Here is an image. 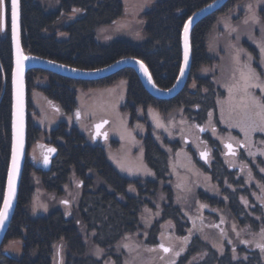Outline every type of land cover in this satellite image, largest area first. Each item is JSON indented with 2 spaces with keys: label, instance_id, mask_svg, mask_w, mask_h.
<instances>
[{
  "label": "trees",
  "instance_id": "16d2710c",
  "mask_svg": "<svg viewBox=\"0 0 264 264\" xmlns=\"http://www.w3.org/2000/svg\"><path fill=\"white\" fill-rule=\"evenodd\" d=\"M212 1L155 0L143 14L144 39L140 44H134L130 40L101 43L97 39L99 29L110 27L122 16L124 6L121 0H20L21 45L26 53L84 70L102 68L122 58H136L147 66L157 87L168 89L179 72L180 34L184 22ZM242 1L229 0L218 12L202 19L193 28L190 34V76L183 90L171 100L161 101L149 96L132 69H123L90 82L72 81L40 70L27 73V96L34 85L65 117L73 116L79 109L77 89L106 88L118 81H125L126 96L122 111L127 114L132 129L138 123L145 125L146 134L140 137L144 161L152 173V179L145 180L142 186L135 185L136 196L129 195L128 187L136 183L122 177L112 167L107 160L105 147L89 144L79 129L70 128L64 122L58 123L48 133V138L58 151L50 170L44 171L39 163L33 165L25 162L16 209L3 243L4 246L10 240L19 241L21 254L16 257L3 252L2 246L0 264H53L57 250L62 251L64 264H103V260H96L87 253L85 240L105 252L113 250L124 236L137 232L140 209L146 203L144 197H155L160 187L166 196L160 221H172L177 234L184 235L188 228L187 220L173 205L172 193L165 186L169 181L170 158L151 132L147 110L154 109L161 115L179 112L181 117L198 128L211 122L219 125L217 100L222 92L213 77H200L197 73L211 63L207 54V37L217 17ZM74 9L79 11L74 12ZM73 13L79 17L63 24ZM57 33L65 34L67 38L58 39ZM11 73L12 49L7 28L5 34L0 36V206L11 142ZM39 133L38 127L30 125L27 115L28 149ZM202 138L212 148L213 157L209 166L201 164L197 158L194 161L201 171L210 175L220 197L199 192L198 198L210 209H225L242 228L263 230L264 156L247 159L242 155L239 161L242 168L230 170L217 154L216 143L208 134ZM162 144L174 149V144L166 140ZM32 176L38 178L46 192L57 197L75 179L81 194L71 214L55 209L32 218L28 210L35 190ZM98 181L100 185H97ZM157 236L158 229L154 225L147 245H154ZM197 256L202 258L195 264H264L262 256L255 249L241 247L232 253L227 248L217 255L198 237L189 242L186 253L175 264H190L192 258ZM114 262L121 264L122 257H114Z\"/></svg>",
  "mask_w": 264,
  "mask_h": 264
},
{
  "label": "rangeland",
  "instance_id": "374dc122",
  "mask_svg": "<svg viewBox=\"0 0 264 264\" xmlns=\"http://www.w3.org/2000/svg\"><path fill=\"white\" fill-rule=\"evenodd\" d=\"M121 1L124 6L122 16L110 27L99 29L97 39L101 43L130 40L134 44H140L144 39L143 14L155 0ZM78 17L79 15L73 13L63 21V24H68ZM4 34L0 31V36ZM57 38L65 39L67 35L57 33ZM262 45L264 0H243L227 13L217 17L216 24L207 37V54L211 63L209 66H203L197 73L200 77H213L222 92V96L217 100L219 125L211 122L203 128H198L181 117L179 112L161 115L154 109L147 110L151 132L170 158L169 181L165 186L172 193L173 205L187 220L188 228L184 235L177 234L176 225L172 221L161 222L166 196L160 187L155 197H144L146 203L140 209L139 228L136 233L124 236L113 250L107 252L85 240L90 256L96 260H103V264H115L116 256L122 257L121 264H175L179 257L186 253L189 242L198 237L217 255H221L227 248L234 253L241 247H250L264 260V253L257 247L258 244H264L262 230L242 228L225 209H210L198 198L199 192L210 196L220 195L210 175L201 171L194 161L197 158L201 164L207 166L211 162L213 150L202 138L205 134L216 143L217 154L230 170L242 168V163H239L242 155L247 159L264 156V130H261L262 121L257 115L261 111L258 104H264V92H261L260 87H250L245 92L244 81L241 78V73L247 72L246 65H250L259 77V80L253 78L251 82L264 85ZM249 56L252 57L251 61L248 60ZM125 96V81H118L106 88L77 89L80 114L77 119L76 113L72 117H65L55 110L32 85L27 96V115L30 125L38 127L40 133L36 136V141L31 143L26 161L33 165L39 163L42 167L43 148L49 145L48 133L60 121L78 127L92 145L94 144L91 137L92 124L107 119L109 140L102 144L107 160L122 177L136 183L127 189L129 195L136 196L135 185L142 186L145 180L152 179V173L145 164L141 141V137L146 134L145 125L138 123L133 129L129 126L128 116L122 111ZM164 140L173 143L174 149L164 146L162 144ZM226 142L237 147L242 144L243 148H239L235 156H226L224 147ZM202 153L206 155L202 156ZM32 178L35 190L28 207L32 218L46 215L55 209L71 214L81 194L75 179H72L70 184L64 187L63 194L57 197L46 192L40 186L38 178L35 176ZM96 183L100 185L99 181ZM154 225L158 229V236L155 244L148 246L147 240ZM161 245L169 248V252L165 253ZM2 251L18 257L21 254L20 242L10 240L3 246ZM201 258L200 256L192 258L190 264L197 263ZM53 264H64L61 250L54 254Z\"/></svg>",
  "mask_w": 264,
  "mask_h": 264
},
{
  "label": "water",
  "instance_id": "95a60500",
  "mask_svg": "<svg viewBox=\"0 0 264 264\" xmlns=\"http://www.w3.org/2000/svg\"><path fill=\"white\" fill-rule=\"evenodd\" d=\"M229 0H214L210 2L209 4L203 6L199 10L195 11L193 14H191L184 22L189 21V18H191V24L189 27V60L188 64L185 67L184 74L181 76L180 74V67L179 72L176 77V80L174 84L168 88V89H161L157 87L151 77V74L147 68V66L144 64L143 61L136 59V58H122L117 60L116 62L102 67L98 69L93 70H84V69H78L71 66H67L49 59H44L35 55H32L30 53H26L21 45V31H20V18H19V47L20 51L23 53L24 56L29 57L28 59L24 60L23 62V110H22V116H23V150L19 154V170L16 173L15 176V195L12 198V204L8 211V217L4 221L3 225L0 226V249L3 246L5 234L8 230V227L11 223L12 217L14 215L17 199H18V192L22 177L23 168L26 162V156L28 152L27 142H26V134H27V92H26V84H25V77L29 71L32 70H40L43 72L51 73L56 76H59L64 79L72 80V81H96L101 80L103 78L109 77L111 75L116 74L117 72L123 70V69H132L134 73L136 74L137 78L139 79L143 89L146 91V93L151 96L152 98L156 100L161 101H168L176 97L186 86L188 82V78L190 76L191 71V63H192V51H191V44H190V34L193 28L204 18L218 12L222 7H224ZM9 5V35H10V41H11V49H12V73L16 67V46L13 42L12 38V13H11V0H8ZM184 26V25H183ZM6 32V0H5V11L3 15V31L2 33ZM183 28L180 34V50H181V60H180V66L183 64ZM139 60L143 63L144 67L147 69V75H145L144 70L141 69L140 64L136 63V61ZM71 69H76V71H72ZM12 73H11V142H10V153H9V159H8V167H7V173H6V179H5V187H4V193L3 198L1 202L0 208L3 207L4 203V196L8 190V177H9V170L12 167V157H13V103H14V95H13V83H12ZM149 76L151 77L152 83H149ZM155 85V87H153ZM104 122V121H103ZM99 122L97 124H103V127L100 129V136L101 141H104L106 139L105 132L101 133V130L104 128L106 123ZM95 124V125H97ZM95 125L93 127V135H95L96 129ZM98 136V135H97ZM96 136V138H97ZM95 138V139H96ZM225 145H231V149L226 147ZM224 147L226 149L225 155L229 156L232 155L235 150L237 149L236 146H234L230 142H226L224 144ZM241 147V145H240ZM49 149H55L54 152H49ZM234 151V152H232ZM57 155V149L54 147H49L44 150L41 160V165L44 171H48L49 167L51 165V160L54 159ZM202 155V154H201ZM204 156V155H203ZM45 157L48 158V163L45 164ZM204 160V157H203Z\"/></svg>",
  "mask_w": 264,
  "mask_h": 264
},
{
  "label": "snow or ice",
  "instance_id": "6c2138e0",
  "mask_svg": "<svg viewBox=\"0 0 264 264\" xmlns=\"http://www.w3.org/2000/svg\"><path fill=\"white\" fill-rule=\"evenodd\" d=\"M5 11V0H0V31H3V15ZM74 12L79 11L78 9H74ZM11 13H12V38L13 42L16 46V67L12 73V83H13V95H14V103H13V157H12V167L9 170L8 177V190L4 196L3 207L0 208V226L3 225L4 221L8 217V211L12 204V198L15 195V176L19 170V154L23 150V62L29 57L24 56L20 51L19 47V18H20V0H11ZM255 23V20L253 21ZM191 24V18L186 22L183 26V64L180 66V74L183 76L185 67L188 64L189 60V27ZM262 55H264V45L261 46ZM252 57L249 56L248 60L251 61ZM238 61V57H237ZM264 62V61H262ZM136 63L140 64L141 69L144 70L145 75H147V69L144 67L143 63L139 60ZM247 72L241 73V78L244 81V90L247 92V89L250 87H260L261 92H264V85L254 84L251 81L253 78L259 80V77L256 75L254 70L250 67V65H246ZM72 71H76V69H71ZM149 83H152L151 77L149 76ZM155 87V85H153ZM231 91V89H230ZM255 103V102H254ZM261 108V111L257 113L260 116L262 125L261 130H264V104H258ZM79 113L76 114L77 119H79ZM211 115V114H210ZM103 123H107L104 121ZM103 127V124L95 125V135H93V139L96 138L97 135H100V129ZM106 136V133H105ZM229 149H231V145H225ZM49 152H54L55 149H49ZM234 154V153H233ZM206 155L202 153V156ZM45 164L48 163V158L45 157ZM67 203V201H64ZM262 235H264V230H262ZM257 247L260 248L261 253H264V244H258ZM162 250L167 253L169 252V248L163 247L161 245Z\"/></svg>",
  "mask_w": 264,
  "mask_h": 264
},
{
  "label": "flooded vegetation",
  "instance_id": "af4514ba",
  "mask_svg": "<svg viewBox=\"0 0 264 264\" xmlns=\"http://www.w3.org/2000/svg\"><path fill=\"white\" fill-rule=\"evenodd\" d=\"M6 13H7V9H6ZM78 113V110L76 111V114ZM72 117V116H71ZM75 117H76V115H75ZM79 117H80V115H79ZM77 118V117H76ZM103 121H107V123L105 124V126H104V128L101 130V133L102 132H105L106 133V139L104 140V141H101V136L100 135H98L97 136V138L96 139H93V127H94V125L95 124H97V123H99V122H103ZM63 121H60L59 123H62ZM65 123V122H64ZM107 124H108V120L107 119H101V120H98V121H96L95 123H93L92 124V127H91V137H92V140L94 141V144H92V145H95V146H101V147H103V143L104 142H106V141H108L109 139H108V131H107ZM66 125H68V124H66ZM69 126V125H68ZM70 128H72V127H74V128H77V129H79L78 127H76V126H69ZM48 146L47 147H45V148H43V152H44V150L45 149H47V148H49V147H54V148H56V146L54 145V144H52L51 143V140H50V138H49V141H48ZM240 145H241V147H240ZM240 145H238V147H237V149L235 150V152L234 151H232V152H234V154H232V156H235V155H237V153H238V149L239 148H243V145L242 144H240ZM235 146V145H234ZM57 149V148H56ZM58 152V151H57ZM42 155H43V153H42ZM230 156V155H229ZM52 161H53V159L51 160V165H52ZM51 165H50V167H49V170H50V168H51ZM41 169H43L42 167H40ZM48 170V171H49ZM48 171H46V172H48Z\"/></svg>",
  "mask_w": 264,
  "mask_h": 264
}]
</instances>
